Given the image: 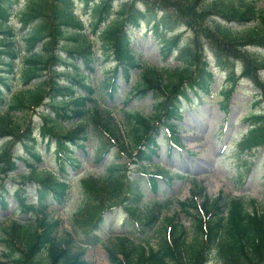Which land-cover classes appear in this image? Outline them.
I'll return each instance as SVG.
<instances>
[{
	"label": "trees",
	"instance_id": "obj_1",
	"mask_svg": "<svg viewBox=\"0 0 264 264\" xmlns=\"http://www.w3.org/2000/svg\"><path fill=\"white\" fill-rule=\"evenodd\" d=\"M21 1L24 5L18 8ZM116 1L118 9L113 10ZM116 1L0 0V189L5 190L3 182L8 178L16 182L18 207L30 216L23 214L20 220L1 227V256L10 264H90L82 252H74L70 236L55 237L61 221L50 218L48 200L64 201L68 185L53 177L47 167L39 166L42 158L35 133L45 141L46 150L53 147L52 156L61 173L65 164L78 168L72 148L85 149L88 127L92 133L108 137L132 164H150L161 125L170 131L174 142L179 140L175 121L181 115L180 101L209 92L213 75L198 54L202 39L210 45L218 64L241 60L247 77L251 70V80L264 71V58L248 50L264 49V7L259 8L256 0ZM76 2L91 15L88 27L75 13ZM14 18L18 28L12 23ZM142 22H152L155 32L160 25L170 30L177 24L192 32L190 45L178 48L175 36L163 48L167 53L177 48L179 67L166 70L137 64L130 32ZM232 23L238 26L232 27ZM18 59L20 87L13 90ZM100 60L116 64L108 80L93 87L82 69L93 71L92 65ZM131 69H140V74L128 95L142 98L151 92L156 111L153 116L126 113L123 125L127 135L122 136L111 112L101 110L97 102L103 96L113 98L117 77L128 81ZM35 112L41 121L38 126L31 117ZM263 119L256 112L248 114L253 123L249 149L264 145ZM63 123L72 127L64 130ZM100 148L104 147L100 144ZM18 161L26 171L18 172ZM127 166L112 164L102 177L83 178L81 203L72 219L74 230L94 234L111 208L119 205L125 209L127 232L114 238L116 249L107 248L110 264H207L213 260L219 264H264V203L222 196H202L201 203L189 199L179 209L186 216L185 226L179 213L167 215L169 203L154 201L144 213L137 212L134 203L141 197L134 193L136 179H127ZM29 184L36 185V203L23 197ZM0 205L6 207L2 193ZM132 224L138 227L129 230Z\"/></svg>",
	"mask_w": 264,
	"mask_h": 264
},
{
	"label": "rangeland",
	"instance_id": "obj_2",
	"mask_svg": "<svg viewBox=\"0 0 264 264\" xmlns=\"http://www.w3.org/2000/svg\"><path fill=\"white\" fill-rule=\"evenodd\" d=\"M127 1L133 2V0ZM257 2L259 8L264 7V0H257ZM23 5L24 2L21 1L18 8ZM117 9L118 6L115 3L113 10ZM75 10L85 25H88L91 21L89 11L78 3L75 4ZM12 22L18 27L16 19ZM175 36H178L177 46L179 47L190 45L193 38V34L182 26L170 30L159 26L155 32L151 24L143 22L140 29L131 33L132 49L136 54L138 64L142 67H157L166 70L179 67L181 63L176 59L177 49L166 54L162 48V45H169ZM201 43L209 47L205 39H202ZM99 45V40L96 38L95 48L97 49ZM248 50L255 52L259 58H264V50L254 48ZM97 52L99 55V51ZM208 58L210 69L215 73L209 94L192 95L191 101H181L178 105L182 111V117L177 120L176 133L179 135L182 147H173L168 141V135L163 126L159 128L158 156L153 159L149 171L159 172L172 179H155L156 193L151 192L152 189L145 181L147 179L136 170L130 162L131 159L120 154L108 137L100 136V132L99 134L92 133L91 127L88 128L89 138L85 143V151L75 149L73 152V159L79 167L74 168L65 164V174L60 172L59 166L54 162L53 147L46 150L45 143L38 140L37 146L43 159L41 166L47 167L48 172L55 178H65L67 180L65 182L70 185L68 195L62 204L48 200L47 211L50 218L54 220L57 218L61 221L55 237L59 240L70 236L74 252H82L83 259L90 264H110L106 250L107 248L116 249L113 240L125 230L123 224L127 217L121 209L116 210L112 216L106 215L101 228L102 232L97 240L88 235L85 229L74 230L72 219L81 203L80 179L85 176L102 177L112 164H128V174L140 182L144 199L135 207L140 213L146 211L147 203L151 199L162 204L169 203L168 216L179 213L180 204L193 199L192 197L200 203L202 196L215 198L218 195L241 197L245 201H254L257 205L264 203V146L250 149L247 147L250 132L253 130L251 128L253 123L248 120L247 114L251 111L260 112L264 118V91H261L264 88V71L258 73L259 78L250 80L242 77L243 65L240 61H233L234 71L229 75L225 65L219 68L212 55L208 54ZM16 64V69H19L21 66L19 60ZM113 66L114 63L111 61L100 60L93 66L94 71L86 68L83 70L90 76L89 84L97 87L108 80ZM249 72L252 78L251 70ZM130 73V80L127 82L119 77L117 93L112 99L103 96L97 102L101 110L111 112L110 116L116 122V127H114L122 136L127 135L123 125L126 113L139 112L143 116H153L156 111L155 96L151 92L142 98H131L127 95L129 85H133L140 70L131 69ZM12 85L16 89L20 87L17 76L12 80ZM32 119L34 124L40 123L38 115H33ZM70 128L68 124L62 127L64 130ZM106 142L109 144L106 146L107 150ZM100 144L104 148H100ZM252 144L250 140V145ZM19 153H22V150H19ZM17 165L18 172L27 170L21 162ZM3 183H5V190L0 189V193L5 196L6 207L2 209L0 205V231L2 226L9 225L11 220H20L25 214L18 207L15 195L16 182L8 178ZM34 188L33 185L27 187V192L24 194L27 196V202H36ZM179 214V219L185 226H188L186 216L181 211ZM2 252L3 247L0 245V264H10L2 258ZM209 264L219 263L213 260Z\"/></svg>",
	"mask_w": 264,
	"mask_h": 264
}]
</instances>
